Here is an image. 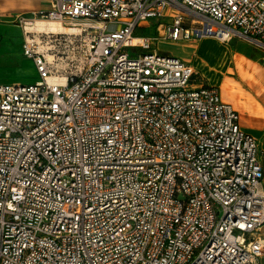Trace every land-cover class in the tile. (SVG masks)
Segmentation results:
<instances>
[{"label": "built area", "instance_id": "obj_1", "mask_svg": "<svg viewBox=\"0 0 264 264\" xmlns=\"http://www.w3.org/2000/svg\"><path fill=\"white\" fill-rule=\"evenodd\" d=\"M13 22L38 79L0 84V264H259L257 139L157 45L264 51V0H49Z\"/></svg>", "mask_w": 264, "mask_h": 264}, {"label": "crops", "instance_id": "obj_2", "mask_svg": "<svg viewBox=\"0 0 264 264\" xmlns=\"http://www.w3.org/2000/svg\"><path fill=\"white\" fill-rule=\"evenodd\" d=\"M48 3L49 0H0V29L9 26L20 28L13 24L15 17L46 9ZM192 42L194 41L180 43L182 48L192 52L189 56L181 55V58L189 61L195 70L200 69L207 84L219 88L220 98L237 112L240 127L257 139L263 156L261 163L264 190V54L255 55L252 52L221 47H218L219 52L212 50L209 54L202 50L200 53L199 46L202 43L212 42L204 40L199 46ZM261 234L264 237V225ZM259 264H264V258L259 260Z\"/></svg>", "mask_w": 264, "mask_h": 264}, {"label": "rangeland", "instance_id": "obj_3", "mask_svg": "<svg viewBox=\"0 0 264 264\" xmlns=\"http://www.w3.org/2000/svg\"><path fill=\"white\" fill-rule=\"evenodd\" d=\"M10 24V22H7ZM13 24H15L13 22ZM67 29V28H66ZM151 30L148 29L146 33H150ZM204 40H209L211 43H200ZM22 43V31L20 28L15 26H9L7 28L0 29V84H8L14 82H21L23 84H33L38 79V74L32 63V61L23 56L21 51ZM194 45L199 46V52L205 51V53H212V50L219 52L218 47L223 49L232 48L241 51H246L248 53L252 52L255 55H262L264 51L255 46L249 44L248 42L233 37L227 44L221 42L215 38H205L200 41L192 42ZM157 50L163 53H169L175 57H182L181 55H191V51L186 50L180 46V43L174 42H161L157 45ZM197 54V58H199ZM193 57V56H192ZM191 57V58H192ZM190 59V57H187ZM192 60V59H191ZM198 60V59H197ZM197 72V77L204 78V82L207 80L202 71L199 69L195 70ZM202 75V76H201ZM222 100V99H221ZM223 101V100H222Z\"/></svg>", "mask_w": 264, "mask_h": 264}, {"label": "bare ground", "instance_id": "obj_4", "mask_svg": "<svg viewBox=\"0 0 264 264\" xmlns=\"http://www.w3.org/2000/svg\"><path fill=\"white\" fill-rule=\"evenodd\" d=\"M27 30L36 33H58V32H76L74 29H66L62 25L52 21L35 20L31 24L27 25ZM49 60H53V56L48 53ZM51 81H58L55 77L50 78Z\"/></svg>", "mask_w": 264, "mask_h": 264}]
</instances>
